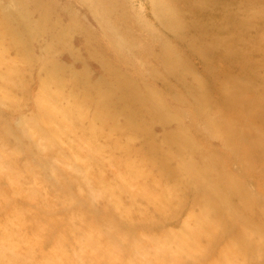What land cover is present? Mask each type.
<instances>
[{"label":"rangeland","instance_id":"obj_1","mask_svg":"<svg viewBox=\"0 0 264 264\" xmlns=\"http://www.w3.org/2000/svg\"><path fill=\"white\" fill-rule=\"evenodd\" d=\"M109 1L0 0V264H264V0Z\"/></svg>","mask_w":264,"mask_h":264},{"label":"bare ground","instance_id":"obj_2","mask_svg":"<svg viewBox=\"0 0 264 264\" xmlns=\"http://www.w3.org/2000/svg\"><path fill=\"white\" fill-rule=\"evenodd\" d=\"M89 1L91 3L92 7L93 6L103 7L104 11H107V12H109V10H110L109 8H112V7L115 8L117 5H119V3H117V1L116 2H112V1H109V0H89ZM119 1L122 4V1L121 0H119ZM152 1H154L155 4H156V11H157L156 14L159 13L160 11H162V7L164 6V0H152ZM41 6H43V4ZM157 7H160V8L158 9ZM165 7H166V4H165V6L163 8L165 9ZM123 8H124V6H123ZM42 10H44V9H42Z\"/></svg>","mask_w":264,"mask_h":264}]
</instances>
